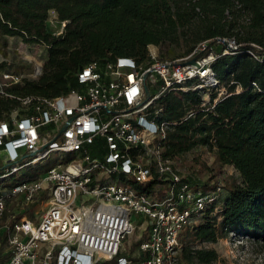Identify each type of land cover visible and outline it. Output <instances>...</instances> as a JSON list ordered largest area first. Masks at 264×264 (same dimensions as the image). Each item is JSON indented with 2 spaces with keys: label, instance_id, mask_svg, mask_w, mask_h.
Returning <instances> with one entry per match:
<instances>
[{
  "label": "built area",
  "instance_id": "2783aa9c",
  "mask_svg": "<svg viewBox=\"0 0 264 264\" xmlns=\"http://www.w3.org/2000/svg\"><path fill=\"white\" fill-rule=\"evenodd\" d=\"M50 12L59 35L66 21ZM36 44L42 56L48 45ZM220 45L222 54L239 47L231 35L201 40L176 58L149 44L140 63L93 60L77 73L79 89L54 97L9 92L20 77L0 52V98L18 100L0 119V264H184L182 236L220 187L204 191L163 155L168 123L156 120V101L177 89L206 100L216 93L215 102L227 95L211 66ZM155 179L148 190L134 185ZM137 229L129 251L123 239Z\"/></svg>",
  "mask_w": 264,
  "mask_h": 264
},
{
  "label": "trees",
  "instance_id": "16d2710c",
  "mask_svg": "<svg viewBox=\"0 0 264 264\" xmlns=\"http://www.w3.org/2000/svg\"><path fill=\"white\" fill-rule=\"evenodd\" d=\"M50 10L66 21L59 35L47 30ZM180 28L188 36L186 55L205 39L234 35L239 43L227 54L221 45L214 49L211 66L227 95L215 102L216 93L206 100L203 92L177 89L156 101L161 107L156 120L168 123L161 140L164 156L204 146L238 173L225 195L207 205L201 223L182 236L183 263L208 264L218 252L196 244L216 242L218 224L225 234L264 240V0H0V38L22 36L48 45L44 74L9 88L18 96L54 97L77 89L78 71L93 60L102 66L120 56L143 62L149 44L160 48L177 41ZM17 104L16 98H0V119ZM188 181L204 191L216 189ZM156 182L134 185L148 190Z\"/></svg>",
  "mask_w": 264,
  "mask_h": 264
},
{
  "label": "rangeland",
  "instance_id": "374dc122",
  "mask_svg": "<svg viewBox=\"0 0 264 264\" xmlns=\"http://www.w3.org/2000/svg\"><path fill=\"white\" fill-rule=\"evenodd\" d=\"M49 13L50 15L46 24L47 30L53 35H56V32L59 29L61 30V27L55 19L53 21L49 20L50 16H52L51 12ZM182 31L183 28H180L178 31L180 33V38L177 41L167 42L163 47H160L166 57L176 58L186 55L185 51L189 42H187L188 36L181 35ZM29 43L30 42H27L22 36H4L0 38V52L12 60L13 69L20 77V81L16 84H12L10 87L18 84L23 85L27 80H38L44 74L45 63L48 60V51L43 52L41 56V47L35 43L33 47L30 48L28 46ZM79 88L80 85L77 89ZM153 92L154 90L151 91V94H153ZM8 113L9 110H4L1 115L3 117ZM171 160L177 171L185 178H191L200 183H207L216 186V188L220 187L221 197L226 193V185L238 179V173L235 171L233 165L221 164L217 160L216 154L204 146L196 147L182 155L173 156ZM47 164L48 163H45L39 167L30 169L26 173L28 174L26 176L37 174ZM201 221L202 217L197 218L192 225L199 224ZM217 231L219 233V238L216 242L196 244L198 247L214 248L218 252V259L208 264H264V240H246L247 238L225 234L219 224L217 225ZM138 235L139 230L137 229L123 239V245L126 249L129 251L132 250V247L137 242ZM5 248V245L1 246L0 255L2 252L4 253ZM136 248L137 244L133 249ZM124 253L128 254V251ZM4 259L5 258L0 256V262H4Z\"/></svg>",
  "mask_w": 264,
  "mask_h": 264
}]
</instances>
